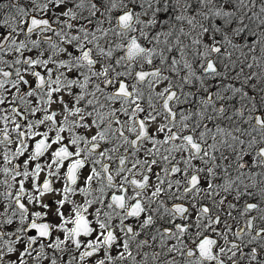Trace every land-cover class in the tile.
Masks as SVG:
<instances>
[{
    "label": "snow or ice",
    "instance_id": "obj_1",
    "mask_svg": "<svg viewBox=\"0 0 264 264\" xmlns=\"http://www.w3.org/2000/svg\"><path fill=\"white\" fill-rule=\"evenodd\" d=\"M0 264H264V0H0Z\"/></svg>",
    "mask_w": 264,
    "mask_h": 264
}]
</instances>
